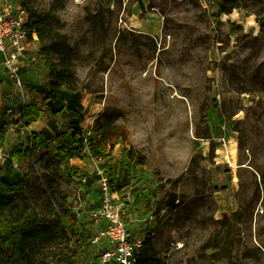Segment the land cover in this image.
<instances>
[{
  "label": "rangeland",
  "instance_id": "374dc122",
  "mask_svg": "<svg viewBox=\"0 0 264 264\" xmlns=\"http://www.w3.org/2000/svg\"><path fill=\"white\" fill-rule=\"evenodd\" d=\"M220 1L32 0L37 12L64 23L75 85L86 87L84 133L99 116L109 133H120L101 159L82 150L58 166L51 147L70 131L73 113L63 112L61 124L51 118L56 103L39 58L21 68V92L0 55V176L21 188L29 181L36 208L73 217L78 233L67 244L46 245L39 261L52 264L65 254L71 264H98L89 239L99 166L129 210L155 214L154 250L167 264H264V0H237L231 13ZM233 13L252 17L260 33L224 19ZM30 101L43 112L26 126L16 112ZM32 134L36 149L21 164L9 162L8 151ZM231 138L239 143L234 169L217 161V149Z\"/></svg>",
  "mask_w": 264,
  "mask_h": 264
},
{
  "label": "trees",
  "instance_id": "16d2710c",
  "mask_svg": "<svg viewBox=\"0 0 264 264\" xmlns=\"http://www.w3.org/2000/svg\"><path fill=\"white\" fill-rule=\"evenodd\" d=\"M16 1L27 11L25 33L37 35L39 46L36 55L47 69L45 87L48 96L56 103L50 107V114L72 112L75 118L71 122L70 131L59 133V140L51 147L53 159L59 166L64 157H73L76 154L79 156L85 146L88 154L94 157H100L106 150L112 151L119 142L120 133L117 132L115 136L109 133L101 121V116L94 120L88 135L82 129L84 114L80 99L81 92L86 87L75 85L77 76L71 61L74 49L69 43V36L61 31L64 23L56 14L37 12L32 6V0ZM219 6L222 11L231 13L233 8L240 5L237 0H221ZM18 112V121L28 126L41 119L43 109L37 102L30 101L21 105ZM37 138V135L32 134L27 144L14 145L8 151V161L21 164L26 155L36 149L32 140ZM48 142L49 139L46 137L39 145L45 146ZM128 154L132 156V151L129 150ZM138 158L140 161L141 157ZM64 170L68 175L73 172L72 168L67 166ZM28 192L29 181L26 184L22 183L21 188L12 180L0 176V264H50L47 258L39 261L38 252L43 251L46 245L50 247L57 244V241L67 244L70 234H78L73 227V217L67 218L64 214H58L51 218L53 212L38 210L34 203L35 199L30 197ZM236 223L237 219L234 218L232 232ZM83 233L82 229L78 235L80 239L84 238ZM52 264H71V261L63 254ZM137 264H167L166 257L158 256L154 250V233L148 232L137 257Z\"/></svg>",
  "mask_w": 264,
  "mask_h": 264
},
{
  "label": "built area",
  "instance_id": "2783aa9c",
  "mask_svg": "<svg viewBox=\"0 0 264 264\" xmlns=\"http://www.w3.org/2000/svg\"><path fill=\"white\" fill-rule=\"evenodd\" d=\"M199 1L203 5L207 4V0ZM27 17V11L18 3L0 0V53L5 70L21 92L24 88L20 77L21 67L38 61L36 54H27L30 36L24 31ZM84 150H87L86 146ZM104 170L99 166L95 168L99 198L90 212V243L98 247V264H137L140 249L148 232L154 233L157 218L152 212L139 217L136 210H129L130 201L122 196L120 189H112L111 177L106 173L107 169ZM117 175L120 176L119 171ZM81 178L85 183L86 177Z\"/></svg>",
  "mask_w": 264,
  "mask_h": 264
},
{
  "label": "bare ground",
  "instance_id": "6f19581e",
  "mask_svg": "<svg viewBox=\"0 0 264 264\" xmlns=\"http://www.w3.org/2000/svg\"><path fill=\"white\" fill-rule=\"evenodd\" d=\"M225 20H233L241 25H243L248 31L250 28L255 29V35H258L260 33V29L258 25L255 23L252 17H243L240 16L237 13H233L230 15H223ZM33 36L37 37L35 33H33ZM27 37H24L26 39ZM87 121H91V116H87ZM205 137H210L209 133L205 135ZM239 143L236 138H231L229 141L225 142L221 147L217 149V161L218 162H225L229 163L232 168H236L239 165ZM234 183H236L237 179L236 176L233 177Z\"/></svg>",
  "mask_w": 264,
  "mask_h": 264
},
{
  "label": "crops",
  "instance_id": "0c3cea01",
  "mask_svg": "<svg viewBox=\"0 0 264 264\" xmlns=\"http://www.w3.org/2000/svg\"><path fill=\"white\" fill-rule=\"evenodd\" d=\"M37 37H35V36H33V34H30V36H29V45L27 46V54H28V52H29V50H32V48L34 49V47L35 48H37L36 47V45H37ZM39 45V44H38ZM34 54H36V52L34 53ZM0 55H1V53H0ZM2 56V55H1ZM25 62H26V60L24 59V61H23V63L25 64ZM26 65H28L29 66V64H26ZM25 65V66H26ZM23 67H24V65H23ZM22 68V67H21ZM47 80V79H46ZM46 82V81H45ZM0 87H1V85H0ZM19 90V89H18ZM81 94H82V92H81ZM6 96H8L9 98H13L14 96H13V94H10V93H7L6 94ZM81 97H82V95H81ZM25 104V103H24ZM81 104H82V102H81ZM48 113V112H47ZM49 114V113H48ZM61 115L62 114H60V115H51V118H53L55 121H57L59 124H61V119H62V117H61ZM16 118H17V120L19 119V112L17 111L16 112ZM42 118V117H41ZM57 118H59V119H57ZM41 120V119H40ZM40 120H38V121H36V122H34V123H32V124H30V125H33V124H36V123H38V122H40ZM20 122V121H19ZM22 123V122H21ZM15 164V163H14Z\"/></svg>",
  "mask_w": 264,
  "mask_h": 264
}]
</instances>
